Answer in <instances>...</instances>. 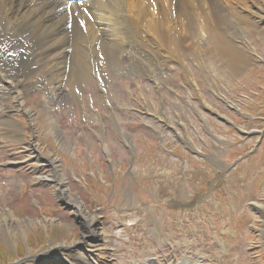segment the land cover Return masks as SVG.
<instances>
[{
	"label": "rangeland",
	"instance_id": "rangeland-1",
	"mask_svg": "<svg viewBox=\"0 0 264 264\" xmlns=\"http://www.w3.org/2000/svg\"><path fill=\"white\" fill-rule=\"evenodd\" d=\"M241 17L257 29L242 32L241 38H248L255 48H248L247 55L259 54L264 61V24L251 21L246 12ZM210 44L205 39L201 45ZM182 51L195 86L213 91L202 103L189 102L194 86L178 64L160 75L164 84L134 74H142L137 79L138 90L123 71L111 68L102 73L106 89L101 94L94 76L89 75L64 105L47 101L49 113L41 105L43 90L32 89L24 95L33 117L24 119L21 111H15L9 124L18 131L6 134L0 127V212L4 210L12 218H1L6 223L0 230V264H60L59 256L64 254L63 258L72 261L76 249L89 264H174V259L177 264H264V62L253 56L236 73L208 54V49L200 58L191 50ZM39 52L35 51L34 69L23 78L24 83L44 70ZM138 91L156 106L154 117L134 114L143 102L137 101ZM154 91L163 95L169 119L174 103L181 119L192 116L188 103L200 111L205 122L202 140L207 137L206 127L211 130L204 147L197 145L205 153L204 160L191 156L168 131L161 133L159 149L153 135L140 126L139 120L153 123L160 119L161 104ZM103 95L111 102L119 125L133 132L139 152L135 159L109 123V150L103 154L102 146L93 142L91 136L96 138L93 133L99 127L95 117L106 115L101 106ZM225 99L228 104L222 103ZM75 103H79L81 116ZM14 105L11 98L0 100V110ZM209 109L226 115L238 128L209 114ZM51 123L63 132L69 148L59 146ZM84 137H89L87 144ZM196 142L200 144L198 138ZM87 148L89 157L84 152ZM171 150L186 159L183 178ZM164 167L166 174L162 173ZM51 170L64 179L66 193L77 201L78 211L59 197L54 182L44 179ZM141 187L153 197H144ZM82 215L94 219L90 227L83 224ZM84 230L93 232L95 238L84 235ZM164 239L175 246L174 253ZM76 240L89 244L91 256L75 247L77 242L70 244Z\"/></svg>",
	"mask_w": 264,
	"mask_h": 264
},
{
	"label": "bare ground",
	"instance_id": "bare-ground-1",
	"mask_svg": "<svg viewBox=\"0 0 264 264\" xmlns=\"http://www.w3.org/2000/svg\"><path fill=\"white\" fill-rule=\"evenodd\" d=\"M243 11L252 15L251 21L264 24V0H0V100L11 98L15 111L32 118L23 101L29 90L44 91L41 105L49 113L47 101L64 105L89 75L111 68L120 73L141 72L159 84L160 75L177 63L192 80L182 49L191 50L197 58L208 49V54L237 73L253 59L238 44L241 41L247 49L253 47L248 38H241L242 32L257 30L241 17ZM134 30L143 36L141 42L132 40ZM205 39L211 44L204 48ZM37 49L44 70L24 83L23 78L34 69ZM192 84L195 86L194 80ZM7 113L8 109L0 110V127L6 134L17 132ZM45 178L54 182L59 197L78 211L77 201L66 193L64 179L55 170ZM3 217L12 221L9 213L1 211L0 230L6 223ZM82 219L88 227L94 222L91 217ZM64 256L58 258L62 264H89L77 250L72 261Z\"/></svg>",
	"mask_w": 264,
	"mask_h": 264
}]
</instances>
